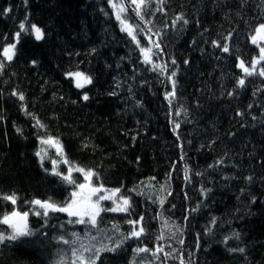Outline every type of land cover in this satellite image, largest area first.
Segmentation results:
<instances>
[{
    "label": "trees",
    "instance_id": "16d2710c",
    "mask_svg": "<svg viewBox=\"0 0 264 264\" xmlns=\"http://www.w3.org/2000/svg\"><path fill=\"white\" fill-rule=\"evenodd\" d=\"M6 7L11 10L3 13ZM143 14L151 23L136 17L131 7L123 18L139 25L137 38L143 46H151L149 39L160 43L152 61L167 65L163 71L143 62L108 0H0V51L16 43L25 17L26 26L36 24L44 32L39 41L23 33L11 62L0 56V193L15 192L22 212L33 207L25 201L51 197L61 202L69 196L72 187L45 171L52 168L51 159H58L55 150L48 149L51 159L43 167L36 156L43 147L39 137L51 135L70 161L98 173L95 184L120 188L131 199L130 214L102 213L100 228L107 232L93 242L97 247L110 244L105 236L115 240L131 231L125 221L144 217L141 239L101 253L97 264H180L181 258L185 264H264V77L247 76L245 85L237 86L244 76L237 57L250 66L259 53L250 37L264 23V3L164 0L161 5L150 0ZM180 14L188 23L177 21L173 27ZM230 32L228 53L213 46V40L225 43ZM262 66L264 61L257 70ZM70 71L84 72L92 83L77 88L66 75ZM172 71L176 99L170 104L165 93L172 91ZM14 91L23 93L24 100ZM85 93L88 100L82 98ZM22 106L45 127L35 126ZM176 123L179 128L173 131ZM66 167L61 163L60 171ZM73 176L84 182L80 173ZM249 176L251 181L245 179ZM103 204L113 206L111 201ZM12 208L0 199V216ZM69 219L54 213L45 224L30 214L33 235L0 243V264H54L61 254L70 264V246L55 237L71 239L72 232L84 236L86 226L69 224ZM113 223L119 232L111 228ZM0 232L11 229L0 224ZM234 232L239 239L232 237ZM90 234L97 235L96 230ZM226 236L232 237L227 244ZM145 246H163L172 255L134 253Z\"/></svg>",
    "mask_w": 264,
    "mask_h": 264
},
{
    "label": "snow or ice",
    "instance_id": "6c2138e0",
    "mask_svg": "<svg viewBox=\"0 0 264 264\" xmlns=\"http://www.w3.org/2000/svg\"><path fill=\"white\" fill-rule=\"evenodd\" d=\"M26 2V0H25ZM159 4H163L164 0H157ZM244 0H242V3ZM264 3V0H261ZM110 7L114 11V15L117 21L120 23V30L125 32L131 40L136 44L139 48V51L143 57V62L146 64H153L152 56L155 55L153 49H160V43L158 41H152L149 39L150 47L143 46L141 41L137 38L136 29L139 28V25L133 26L128 22L127 19L123 18V14L128 11L131 7L135 13V16L138 17L141 21H145L144 10L149 6L150 0H108ZM10 8L6 7L3 9V13L10 12ZM163 11L161 7L159 9ZM27 17H25V21ZM183 21L184 24L188 23L183 16L180 14L176 17L175 20L172 22V26L176 25L177 21ZM25 21H21L19 24V31L15 33V40L16 43H8L6 46L3 47L2 51H0V56L4 58L5 61L11 62L16 55V47L17 43L19 42V38L23 33H31L34 35L37 41L43 39L44 32L43 30L37 26L36 24H30L26 26ZM145 23H151V21H145ZM167 27V25L165 26ZM141 32L144 29H140ZM151 32V29H148ZM155 35H160L159 32L155 33ZM232 36L230 32L227 37H224L225 43L222 45L213 40V46L220 48L221 51L228 53L230 51L229 45L227 40ZM251 43L256 45L259 48L258 56H254L251 60L250 66L246 65L245 61L237 57L238 63L237 67L242 70L244 76L238 78L237 86L243 87L245 85V78L247 76L259 75L264 77V66L259 67L257 70V66L264 61V23H260L254 29V33L250 37ZM195 43V41H194ZM95 51V49H93ZM35 64L36 62L33 61ZM188 61L185 60V64ZM172 64L175 65V59L172 60ZM4 67L3 61H0V69ZM167 68V65H160V64H153L152 70H161ZM67 76L75 78V86L77 88H83L85 85L92 83V78L81 71L76 72H68L66 73ZM176 72L172 71L171 75L168 79L172 82V91L165 93V99L169 101L171 104L174 99H176V81H175ZM12 95H17L21 101L24 100L23 93L13 92ZM111 95H115V93H111ZM232 95V93H229ZM84 100H88L89 97L87 93L84 94L82 97ZM251 107V105H249ZM22 110L25 111L26 115L32 116L35 120V126L38 128H44L45 126L41 123V121L36 118L32 113H28L26 109L23 108ZM181 110L176 111V115H180ZM185 115L187 114L186 109L183 110ZM2 118V117H0ZM176 128H179V123L175 124L173 131ZM16 131L19 133L22 130L17 128ZM40 143L42 145H46L48 147L54 146L56 148V153L58 159H51L48 155L46 148H41L39 151L36 152V156L39 157L41 167H43V162L45 159H51L52 168L45 169L46 172H49L51 175H55L59 177V179L72 187V191L69 193V196L61 202L54 201L51 197L45 200L34 198L31 201H25L26 204H30L33 206L29 209V211H20L17 205V201L19 197L15 192L11 194L0 193V199L4 201L11 202L13 208L10 212H5L2 216H0V224L7 225L8 228L11 229V232L5 234L4 232H0V243H3L5 240L9 241H16L17 239L24 237V236H31L33 235V231L28 227L27 218L28 216L35 215L44 219L45 224L48 223V219L50 218L51 214L54 213H66L70 218L67 221L69 224H82L86 226V231L84 236H81L77 232L70 233L71 239L65 238L64 235H60L55 237L58 243H62L64 245H69L71 249V261L70 264H97V261L101 259V253L103 252H116L118 251L122 245L129 239H141V237L145 234L146 229L143 226L144 217L140 216L137 220H127L125 221L127 224L131 225V231L127 234L121 233L118 238L115 240L112 239L111 236H105L104 238L110 241V244H103L101 243L99 247L96 246L95 242L98 236L101 233H106L107 229L100 228V224L103 220L102 213L106 212H114V213H128L130 214V209L132 208V203L130 197H126L121 194L120 188H106L102 183L95 184L93 179H99L98 173H96L93 169H85L74 162L70 161L64 153L63 146L60 144L58 138L48 135L47 137H39ZM86 146V145H85ZM63 163L67 165V171L62 172L60 171V164ZM217 163H222V161H217ZM212 167V165H209ZM73 173H80L83 178L84 182L79 183L74 178ZM199 175V173H198ZM154 179V178H153ZM185 179L188 180V169L185 166ZM248 181H251L253 178L251 176L246 177ZM164 186H161L163 190ZM134 190V189H133ZM202 193H207L210 189H202ZM243 191V190H242ZM142 194V193H138ZM170 194V193H169ZM255 201V197L252 198ZM104 201H111L112 207H105L103 202ZM160 203L163 204L164 200L161 199ZM195 211V209H193ZM216 218H213L212 223H215ZM167 224V221H165ZM63 227V224H61ZM111 228L116 232L120 231V227L118 224L113 223ZM92 230H96L97 235H91L90 233ZM179 231L180 229L177 228ZM232 237L239 239L240 234L234 232ZM232 237L226 236L224 238V243L227 244L228 240ZM87 240L88 243H84V240ZM158 240L163 239V235L157 237ZM183 244V240L180 241ZM78 245V246H77ZM134 253H146L152 252L153 256L156 253L164 252L163 246H158L155 250L149 249L148 247H138L133 250ZM175 249H173V252ZM230 252H240L244 253V248H230L228 249ZM172 253L164 252L165 258L171 256ZM54 264H69L65 255L61 254L59 259L54 261ZM180 264H185L183 258L180 260Z\"/></svg>",
    "mask_w": 264,
    "mask_h": 264
},
{
    "label": "rangeland",
    "instance_id": "374dc122",
    "mask_svg": "<svg viewBox=\"0 0 264 264\" xmlns=\"http://www.w3.org/2000/svg\"><path fill=\"white\" fill-rule=\"evenodd\" d=\"M74 80H75V78H74ZM43 147L46 148L47 151H48V149H53V150H55V152H56V148H55L54 146H52V147H48V146H46V145H43ZM56 154H57V153H56ZM66 171H67V167H66Z\"/></svg>",
    "mask_w": 264,
    "mask_h": 264
},
{
    "label": "water",
    "instance_id": "95a60500",
    "mask_svg": "<svg viewBox=\"0 0 264 264\" xmlns=\"http://www.w3.org/2000/svg\"><path fill=\"white\" fill-rule=\"evenodd\" d=\"M64 215L68 216L66 213H63ZM69 217V216H68Z\"/></svg>",
    "mask_w": 264,
    "mask_h": 264
}]
</instances>
